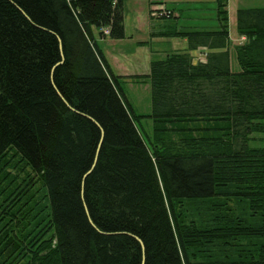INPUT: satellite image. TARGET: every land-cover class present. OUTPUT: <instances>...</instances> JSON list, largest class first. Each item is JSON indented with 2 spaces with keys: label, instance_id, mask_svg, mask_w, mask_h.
I'll return each mask as SVG.
<instances>
[{
  "label": "trees",
  "instance_id": "16d2710c",
  "mask_svg": "<svg viewBox=\"0 0 264 264\" xmlns=\"http://www.w3.org/2000/svg\"><path fill=\"white\" fill-rule=\"evenodd\" d=\"M214 1L215 27L161 32L188 51L119 76L92 30L125 38L123 0H0V264H264V6L233 46Z\"/></svg>",
  "mask_w": 264,
  "mask_h": 264
},
{
  "label": "crops",
  "instance_id": "0c3cea01",
  "mask_svg": "<svg viewBox=\"0 0 264 264\" xmlns=\"http://www.w3.org/2000/svg\"><path fill=\"white\" fill-rule=\"evenodd\" d=\"M123 4L125 38L114 39L109 34L103 36L101 34V28L97 27H93L92 30L94 39L116 75L129 76L149 74L153 58L163 57L167 53L174 51H188L187 39L181 37H165L161 35V32H165L173 25L167 24L165 22L166 19H157L150 16L152 4L149 0H123ZM178 15L173 17L176 18L178 25L192 22L189 20L180 21L178 20L180 18ZM171 39H182L183 43L181 44V48H165L162 45L164 42L168 44L169 42L167 41ZM190 52L194 55L198 50ZM143 84L146 86L150 85L148 82H139L126 78L123 81V89L126 93V91L132 90L135 86H141Z\"/></svg>",
  "mask_w": 264,
  "mask_h": 264
},
{
  "label": "rangeland",
  "instance_id": "374dc122",
  "mask_svg": "<svg viewBox=\"0 0 264 264\" xmlns=\"http://www.w3.org/2000/svg\"><path fill=\"white\" fill-rule=\"evenodd\" d=\"M150 1V0H149ZM151 3V1H150ZM167 5H166V4ZM155 2L151 5L150 16L152 18L162 17L159 13L153 14L155 11L160 12V10H168V7L174 6L176 11L173 13L174 16L180 15L178 20L185 21L189 20L188 24H179L177 27L181 28L182 25H192L198 28L204 27H215L217 25V15H216V3L214 0H186V1H175L168 3ZM254 6H264V0H228L227 10L229 11V27H230V39L232 45H240L246 40L245 35L239 34L237 30V11L242 7H254ZM167 24L176 25L178 24L175 18L166 19ZM196 24V25H193ZM166 44L164 42L162 45L165 48H181L183 43L182 39L169 40ZM173 45V46H172ZM234 51V48H232ZM206 49L203 51H198L194 55L196 56V61L205 60ZM126 96L128 100L134 106L136 112L140 114L150 113L152 110L151 101V87L146 85L135 86L132 90L126 91ZM152 124L153 121L150 118H143L141 122V128H143L144 136L152 134ZM216 250V249H215Z\"/></svg>",
  "mask_w": 264,
  "mask_h": 264
},
{
  "label": "built area",
  "instance_id": "2783aa9c",
  "mask_svg": "<svg viewBox=\"0 0 264 264\" xmlns=\"http://www.w3.org/2000/svg\"><path fill=\"white\" fill-rule=\"evenodd\" d=\"M153 14H158V12H157V11H155ZM160 14H163V13H160ZM104 31H105L106 33H109V28H108V27H106V28L104 29Z\"/></svg>",
  "mask_w": 264,
  "mask_h": 264
}]
</instances>
